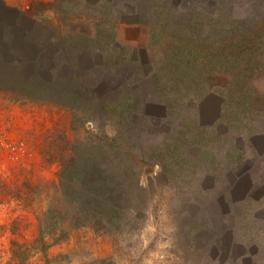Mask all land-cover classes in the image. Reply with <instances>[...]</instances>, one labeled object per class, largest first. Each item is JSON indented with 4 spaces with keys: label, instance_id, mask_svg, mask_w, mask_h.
I'll list each match as a JSON object with an SVG mask.
<instances>
[{
    "label": "rangeland",
    "instance_id": "rangeland-1",
    "mask_svg": "<svg viewBox=\"0 0 264 264\" xmlns=\"http://www.w3.org/2000/svg\"><path fill=\"white\" fill-rule=\"evenodd\" d=\"M0 264H264V0H0Z\"/></svg>",
    "mask_w": 264,
    "mask_h": 264
},
{
    "label": "trees",
    "instance_id": "trees-1",
    "mask_svg": "<svg viewBox=\"0 0 264 264\" xmlns=\"http://www.w3.org/2000/svg\"><path fill=\"white\" fill-rule=\"evenodd\" d=\"M84 196L85 206L88 207V216L90 221L86 224L77 225L78 227H97L99 225L97 219L94 217V225H91L93 215L96 216L101 222L113 226L120 220V211L124 208V197L121 192L110 190H95L87 193H80ZM74 203L77 200H72ZM85 211L87 209L84 207ZM92 212V213H91ZM75 226V227H77ZM46 246V245H45ZM41 247H44L42 242Z\"/></svg>",
    "mask_w": 264,
    "mask_h": 264
}]
</instances>
